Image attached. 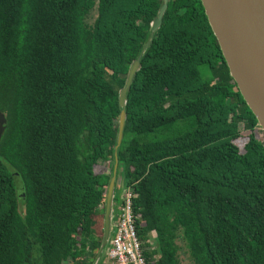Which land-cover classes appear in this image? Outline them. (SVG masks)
Here are the masks:
<instances>
[{
	"label": "trees",
	"instance_id": "obj_1",
	"mask_svg": "<svg viewBox=\"0 0 264 264\" xmlns=\"http://www.w3.org/2000/svg\"><path fill=\"white\" fill-rule=\"evenodd\" d=\"M161 4L0 0V264L93 263L118 92ZM258 130L200 0H170L117 151L147 264H264Z\"/></svg>",
	"mask_w": 264,
	"mask_h": 264
},
{
	"label": "water",
	"instance_id": "obj_2",
	"mask_svg": "<svg viewBox=\"0 0 264 264\" xmlns=\"http://www.w3.org/2000/svg\"><path fill=\"white\" fill-rule=\"evenodd\" d=\"M170 0H162L150 24L149 40L132 62L124 86L118 92L119 115L113 163L103 206V236L92 264H101L111 237L118 157L126 121V102L130 86L140 68V60L160 29ZM211 31L216 38L229 74L264 133V0H200ZM6 124L0 112V138Z\"/></svg>",
	"mask_w": 264,
	"mask_h": 264
},
{
	"label": "built area",
	"instance_id": "obj_3",
	"mask_svg": "<svg viewBox=\"0 0 264 264\" xmlns=\"http://www.w3.org/2000/svg\"><path fill=\"white\" fill-rule=\"evenodd\" d=\"M135 197L130 188H120L119 203L113 210L111 237L101 264H147L135 228L136 217L133 214Z\"/></svg>",
	"mask_w": 264,
	"mask_h": 264
},
{
	"label": "rangeland",
	"instance_id": "obj_4",
	"mask_svg": "<svg viewBox=\"0 0 264 264\" xmlns=\"http://www.w3.org/2000/svg\"><path fill=\"white\" fill-rule=\"evenodd\" d=\"M95 14V13H93ZM93 19V16L91 17V20ZM247 136H248V132L246 131H242V134H241V139L237 142V145L239 146L240 148V151L243 152V146L246 144L247 142ZM257 138L261 140V142L264 143V135L262 133V131L258 130L257 131V134H256ZM109 173H111V170L110 168L108 169ZM119 185L120 183H117V187L115 189V197L119 198L120 197V189H119ZM116 205V204H115ZM101 235L103 236V218H102V222H101ZM154 233L151 234V240H153L154 238ZM96 258V256L94 257ZM180 261H181V264H189L188 260H187V256L185 255H182V253H180Z\"/></svg>",
	"mask_w": 264,
	"mask_h": 264
},
{
	"label": "crops",
	"instance_id": "obj_5",
	"mask_svg": "<svg viewBox=\"0 0 264 264\" xmlns=\"http://www.w3.org/2000/svg\"><path fill=\"white\" fill-rule=\"evenodd\" d=\"M110 174V173H109Z\"/></svg>",
	"mask_w": 264,
	"mask_h": 264
}]
</instances>
